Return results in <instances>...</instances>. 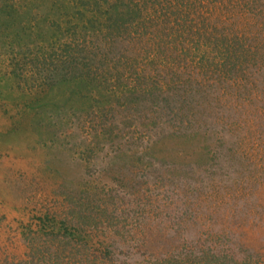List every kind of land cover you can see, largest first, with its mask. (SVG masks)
<instances>
[{
	"label": "rangeland",
	"instance_id": "1",
	"mask_svg": "<svg viewBox=\"0 0 264 264\" xmlns=\"http://www.w3.org/2000/svg\"><path fill=\"white\" fill-rule=\"evenodd\" d=\"M196 250L264 264V0H0V264Z\"/></svg>",
	"mask_w": 264,
	"mask_h": 264
},
{
	"label": "trees",
	"instance_id": "2",
	"mask_svg": "<svg viewBox=\"0 0 264 264\" xmlns=\"http://www.w3.org/2000/svg\"><path fill=\"white\" fill-rule=\"evenodd\" d=\"M123 1H125V0H123ZM120 7H116V10H118ZM120 12H123V9H121V11ZM54 218V217H53ZM52 218V219H53ZM47 219H49L46 215H44L43 216V218L42 217H39V221H46ZM51 219V220H52ZM41 225H39L38 224V227L33 231L34 233H40L41 232ZM71 228H73L72 230H76L75 228H77V227H74L73 225H68V224H66V222L65 221H61L60 222V224L59 225H57V223H54L48 230L49 231H46L45 232V234H47L50 238H59L62 234H61V232L64 230L65 232H67V231H69V232H72V230H71ZM73 235H74V233H73ZM63 236V235H62ZM79 240V242L80 243H83V244H85L86 245V241H84V240H81V239H78ZM189 253L191 252V251H193L192 249H191V251L188 249L187 250ZM197 252H196V254H198V256H197V259L198 260H196V261H198V263H201L200 261H199V259L201 258V261H203V260H205V262L207 263V262H209L210 264H224V261H227V255H221V259L223 260V261H216L217 260V258L220 256V254H216V252H212V251H202V250H196ZM111 252V250H109L108 251V253L107 254H109ZM104 256V255H103ZM107 256V255H106ZM105 256V258H109L108 256L106 257ZM114 258V257H113ZM193 262L192 261V259H190L189 260V262ZM214 261H216V262H214ZM188 262V263H189ZM231 262V261H230ZM230 262H229V264H230ZM16 264V263H15Z\"/></svg>",
	"mask_w": 264,
	"mask_h": 264
}]
</instances>
